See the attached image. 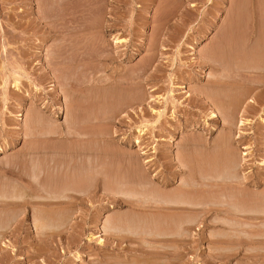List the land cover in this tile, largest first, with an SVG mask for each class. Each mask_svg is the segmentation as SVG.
<instances>
[{
	"label": "rangeland",
	"instance_id": "obj_1",
	"mask_svg": "<svg viewBox=\"0 0 264 264\" xmlns=\"http://www.w3.org/2000/svg\"><path fill=\"white\" fill-rule=\"evenodd\" d=\"M260 10L0 0V264H264Z\"/></svg>",
	"mask_w": 264,
	"mask_h": 264
},
{
	"label": "bare ground",
	"instance_id": "obj_2",
	"mask_svg": "<svg viewBox=\"0 0 264 264\" xmlns=\"http://www.w3.org/2000/svg\"><path fill=\"white\" fill-rule=\"evenodd\" d=\"M239 6H242V7H240V10H238V13L240 14L241 12H243V13H241L240 14V17H239V14H237V12H235L234 13V9L232 10V12H233V14L235 15L234 16V18H239V20L238 19H234L233 21H235V22H240V19H242L243 17L241 16V15H243L244 16V10H242L243 9V5H239ZM242 8V9H241ZM242 10V11H241ZM262 10H263V8H262ZM262 10H260V12H258L257 11V19H258V21H257V23H260L261 24V26L264 28V11H262ZM239 11H241V12H239ZM232 17V18H231ZM242 17V18H241ZM263 17V18H262ZM230 18L231 19H233V15L231 14V16H230ZM230 19V20H231ZM237 20V21H236ZM235 22H234V24H235ZM233 23V22H232ZM231 22H230V24H232ZM240 24H242V22L240 23ZM237 25V24H236ZM231 27H233V26H231ZM234 28H236V27H234ZM234 28H231L232 29V31L233 30H235ZM264 30V29H263ZM262 30V31H263ZM264 32V31H263ZM257 35V34H256ZM235 40V41H234ZM233 41H232V45H231V50H232V57L233 58H235L236 59V62H238V61H240L241 60V57H242V55H240L241 54V48H242V46L239 48V46H240V42L239 41H237V39L235 38ZM239 40V39H238ZM234 42V43H233ZM255 48H256V54H257V56L256 57H260L258 60V62H256V63H259V62H261L262 64H264V34H259L258 33V35H257V37H256V40H255ZM258 52V53H257ZM257 61V60H256ZM255 66V65H254ZM258 66V65H257ZM254 68H256V67H253V69ZM258 68H260V67H258ZM261 69H262V67H261ZM256 70H259V69H256ZM260 71V70H259ZM227 140V139H226ZM226 140H225V142H226ZM227 141H229V140H227ZM231 142V141H230ZM230 144V143H229ZM228 144V145H229ZM227 146V145H226ZM226 148V147H225ZM228 148H229V146H228ZM227 149V148H226ZM225 153H226V151H225ZM233 154V153H232ZM234 155V154H233ZM233 155H229V161H226V162H228L227 164H225V161H224V166H227L228 164H230L232 167H229V168H233V167H235L238 163H237V157H235V156H233ZM224 157H225V155H224ZM225 160H227V159H225ZM229 165V166H230ZM228 167V166H227ZM226 168V167H225ZM233 170V169H232ZM235 170V169H234ZM233 170V171H234ZM237 171V170H236ZM230 172V171H229ZM208 175H205V174H203L201 177H202V179H201V181L204 179L205 181H207L206 179H210V178H212V176L211 175H209V173H207ZM231 174H234V173H231ZM230 175V174H229ZM238 175V174H237ZM236 175V176H237ZM229 177V176H228ZM213 178H215V177H213ZM227 178V177H226ZM239 179V178H238ZM241 179V178H240ZM213 180H215V179H213ZM221 180V179H220ZM208 182V181H207ZM216 183V182H215ZM219 183V182H218ZM217 184V183H216ZM223 184V183H222ZM213 185V184H212ZM217 187V186H216ZM243 189V188H242ZM242 189H240V190H242ZM221 192V191H220ZM238 192H239V189H238ZM236 193V192H235ZM234 193V194H235ZM240 193H242V192H240ZM184 194V193H183ZM176 195V194H175ZM180 195V194H179ZM181 195H182V193H181ZM238 195V194H237ZM223 196V195H222ZM15 198H17V195H15L14 196ZM177 197V196H176ZM183 197V196H182ZM242 197V196H241ZM189 198V197H188ZM257 198V197H256ZM171 199V198H170ZM168 200H169V198H168ZM175 200V199H174ZM173 200V201H174ZM186 200V199H185ZM245 200V199H244ZM189 200H187V202H188ZM247 201V200H246ZM255 201V200H254ZM254 201H253V203H254ZM258 201L259 200H257L256 202H257V204H258ZM262 200H260L259 202H261ZM178 203H186L184 200H180ZM197 203V202H196ZM234 203H235V201H234ZM238 203V202H237ZM195 204V203H194ZM203 204V203H202ZM238 204H240V203H238ZM262 204V203H261ZM176 205H177V203H176ZM179 205V204H178ZM183 205V204H182ZM196 205V204H195ZM245 204H243L242 205V208H243V206H244ZM255 205V204H254ZM259 205V204H258ZM263 205V204H262ZM224 206V205H223ZM239 206V205H238ZM230 207H232V206H230ZM235 207V206H234ZM215 210H217V209H215ZM234 211H235V209H234ZM233 211V212H234ZM171 212V211H170ZM237 213H239V212H237ZM245 213V212H244ZM261 213V212H260ZM234 214V213H233ZM236 214V213H235ZM240 214V213H239ZM243 214V213H242ZM253 214V213H252ZM255 214H257V213H255ZM254 215V214H253ZM237 216V215H236ZM249 217H251V216H249ZM253 218H255V217H253ZM227 219V218H226ZM240 219V218H239ZM229 220V219H228ZM236 220V219H235ZM244 220V219H243ZM238 220H236V222H237ZM236 222H235V226L237 225L236 224ZM242 224V223H241ZM39 225H41L42 227H44L45 225H42L41 224V222L38 220V219H35V222H34V226L35 227H38ZM228 225H229V223H228ZM238 227V226H237ZM240 228V226L238 227V230H240L239 229ZM233 230V229H232ZM235 231V230H234ZM241 231H242V229H241ZM240 231V232H241ZM238 232V231H237ZM236 232V233H237ZM256 233V232H255ZM233 234H234V232H233ZM233 234H231V235H233ZM238 234H240V233H238ZM259 234V233H258ZM235 235V234H234ZM255 235V234H254ZM224 236V235H223ZM229 236V235H228Z\"/></svg>",
	"mask_w": 264,
	"mask_h": 264
}]
</instances>
